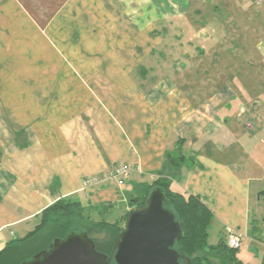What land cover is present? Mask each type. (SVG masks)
<instances>
[{
  "label": "crops",
  "instance_id": "0c3cea01",
  "mask_svg": "<svg viewBox=\"0 0 264 264\" xmlns=\"http://www.w3.org/2000/svg\"><path fill=\"white\" fill-rule=\"evenodd\" d=\"M186 1L0 0V251L33 231L43 210L61 199L79 201L95 220L101 209L111 217L120 207L119 216L106 218L117 222L132 209L137 188L167 177L212 211L217 234L224 230L212 245L237 229L245 235L242 248L257 253L252 242L259 244L264 222L256 216L264 196V0H255L257 8L241 0L244 8L227 23L201 21L208 12ZM82 7L96 12L94 36L89 18L80 21ZM153 32L161 59L172 48L170 33L181 49L196 46L197 53L187 52L193 62L227 57V75L224 63L213 78L222 82L204 93L209 99L201 104L199 73L137 67L133 48L145 50L138 64L150 62ZM119 164L132 168L125 185L85 188V179Z\"/></svg>",
  "mask_w": 264,
  "mask_h": 264
},
{
  "label": "trees",
  "instance_id": "16d2710c",
  "mask_svg": "<svg viewBox=\"0 0 264 264\" xmlns=\"http://www.w3.org/2000/svg\"><path fill=\"white\" fill-rule=\"evenodd\" d=\"M141 186L143 190L137 188L130 197L132 209L144 206L151 191L160 187L167 197V207L175 213L183 228L182 237L175 247L190 258L192 264H214L211 256L217 257L221 264H244L238 256L239 249L230 248L227 238H221L216 245L209 244L213 215L200 197L174 189L167 177ZM131 210L121 221L109 222L106 218L95 220L79 201L61 199L43 210L40 222L33 231L7 243L0 251V264H22L48 249L55 239L81 231L87 232L94 240L98 251L110 257L116 237L123 230Z\"/></svg>",
  "mask_w": 264,
  "mask_h": 264
},
{
  "label": "water",
  "instance_id": "95a60500",
  "mask_svg": "<svg viewBox=\"0 0 264 264\" xmlns=\"http://www.w3.org/2000/svg\"><path fill=\"white\" fill-rule=\"evenodd\" d=\"M183 228L167 207L160 187L149 194L146 204L133 208L117 235L111 256L98 251L87 232H72L57 238L48 249L22 264H192L175 246Z\"/></svg>",
  "mask_w": 264,
  "mask_h": 264
},
{
  "label": "rangeland",
  "instance_id": "374dc122",
  "mask_svg": "<svg viewBox=\"0 0 264 264\" xmlns=\"http://www.w3.org/2000/svg\"><path fill=\"white\" fill-rule=\"evenodd\" d=\"M121 2H123V0H121ZM130 2V1H129ZM171 2V1H170ZM178 2L180 4H182V7L187 5V1L186 0H178ZM190 3V8H197V10H201L208 12V17L205 16H201V21L204 19H209V21L211 23H215V22H220V23H227V18L235 13L236 11H239L240 8H244L241 5V0H189ZM242 4H247L246 6L248 7H253V8H257L258 6L256 5V1L255 0H247V2L244 0L242 2ZM119 8L123 9L124 6L126 9L127 6L130 7V3H127V5H123V3L119 4ZM132 7L129 8V10ZM190 10V9H189ZM92 11V10H91ZM79 13H81L83 15V17H80V21L83 23L82 19L85 18H89L90 21L87 22V26L89 29L88 30V34H91L94 36V34L96 33L95 26H96V22H95V15L96 12L93 13V17L90 15L89 11L86 10V7H82L78 10ZM85 13V14H84ZM138 14V12H137ZM91 16V17H90ZM204 17V18H203ZM225 28L227 27V24H224ZM158 27V26H157ZM224 29V26H221ZM156 29V28H155ZM157 33V32H156ZM108 34L111 35V30H108L105 32V39H110V37H108ZM206 32H205V36H206ZM139 35H142V33H139ZM137 35V36H139ZM143 36V35H142ZM146 36H148V33L146 31ZM154 36H156L155 32H153V37H152V48L155 50L152 54L151 57V61L146 63V64H138L139 61H142L145 57V50H143L142 47L138 48L136 46V48H133V50L136 51V55H135V61L137 62V67H140L141 65H144V67L151 68V70L156 71V72H161L162 75H166V74H173L174 72H189V73H199V87L198 89H200V101L201 104L206 100L209 99V96L205 95L204 93L206 92H212L214 91L215 85L218 86L219 83L222 82L221 79H219L218 81L213 80L214 76H218L220 75V73L218 72L219 69H221L223 67V64L225 63V70H226V75H227V57H224L223 55H221V57L214 59L213 57L210 58V56H205L203 58V60H197L196 62H193L192 60L188 59L187 56V52H196V46L194 47H190V45L186 46V48L183 47V49H181L179 46H177L178 42H172L175 41L174 36L172 33L169 34V38L167 39V43H169V45L172 47L170 49H165L166 51L162 50V54L164 55V58H160V51H161V47H160V43L155 42V38ZM112 38V37H111ZM166 38V36H165ZM172 39V41H171ZM112 40V39H111ZM144 42V39H141V37H137V43H139L140 41ZM165 40V39H164ZM156 43V44H155ZM201 44V46H203L201 49H205L208 51L207 48H205L207 46V40H202L199 42ZM198 43V44H199ZM173 45V46H172ZM205 45V46H204ZM226 46H227V42H226ZM147 48H150L147 46ZM146 49V48H145ZM173 51V55L170 54V51ZM225 51L227 50V48H223ZM222 49V50H223ZM109 51V54L112 51V48H108L107 50L104 49V54L108 53L107 51ZM221 50V49H220ZM143 62V61H142ZM185 63V64H184ZM90 68L94 67V65H89ZM216 68V70H215ZM219 68V69H218ZM93 69V68H92ZM91 69V70H92ZM138 70V68H137ZM142 71V69H140ZM216 72V73H215ZM224 72V71H222ZM191 78L189 79V82H191ZM193 82V81H192ZM194 83L197 84V80H194ZM203 89V90H202ZM264 194V193H263ZM255 210V209H253ZM100 212H102V216L103 218H107L109 220H112V216L113 218L115 216H119L121 213L120 211V207L116 208L115 210H113V213L111 215V217H108V215L103 213V210L101 209ZM254 212V211H253ZM257 212H259L256 216H258L260 218V220H263L264 218V196H262V201H261V205L259 206V208L257 209ZM124 225V223H123ZM125 227V225H124ZM217 225L215 223H211L210 227H209V244L212 245L215 242H217L218 238H220L221 233H224V230L219 233V235L217 234L216 230H217ZM254 248L256 249L257 253H248L247 250L245 248H242L243 246H241V248L239 249V256L240 258H242V261L244 264H264V247L260 244H256L253 243ZM243 245V244H242ZM212 262L214 264H221V262L219 261V259L217 257H210Z\"/></svg>",
  "mask_w": 264,
  "mask_h": 264
},
{
  "label": "built area",
  "instance_id": "2783aa9c",
  "mask_svg": "<svg viewBox=\"0 0 264 264\" xmlns=\"http://www.w3.org/2000/svg\"><path fill=\"white\" fill-rule=\"evenodd\" d=\"M132 168L126 164H119L109 170L104 177L90 176L84 181L85 188L100 184L104 181H115L119 186L127 183ZM244 234L237 229H230L227 235V243L230 248L240 249ZM255 241L264 247V222L261 224V231Z\"/></svg>",
  "mask_w": 264,
  "mask_h": 264
}]
</instances>
